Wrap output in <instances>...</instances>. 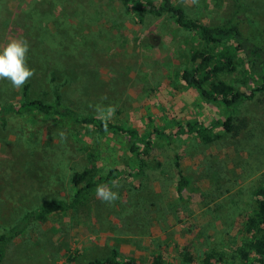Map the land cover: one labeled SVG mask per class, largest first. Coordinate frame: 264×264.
Wrapping results in <instances>:
<instances>
[{
  "label": "rangeland",
  "instance_id": "obj_1",
  "mask_svg": "<svg viewBox=\"0 0 264 264\" xmlns=\"http://www.w3.org/2000/svg\"><path fill=\"white\" fill-rule=\"evenodd\" d=\"M241 2L264 13V0ZM172 3L210 27L236 10L234 0ZM12 38L29 45L27 66L35 74L25 85L31 99L51 103L55 85L63 104L82 113L99 117L97 107L114 106L110 121L136 130L142 142L149 136L152 150L140 173L122 138L47 117L8 116L5 126L0 123V235L24 212L70 200L72 175L90 167V152L96 176L118 170L120 187L111 204L94 194L81 207L31 224L7 243L0 264H89L113 248L144 264L158 255L178 264V248L196 255L215 250L225 262H237L242 223L256 188L264 186V91H254L260 80L248 72L242 53L236 71L219 78L240 92L254 91L233 113L245 127L204 145L178 134V125L210 126L223 114L180 79L190 50L202 43L169 15L138 21L119 0H0V49ZM22 88L0 80V103L19 102ZM175 154L185 176L181 191Z\"/></svg>",
  "mask_w": 264,
  "mask_h": 264
},
{
  "label": "trees",
  "instance_id": "obj_2",
  "mask_svg": "<svg viewBox=\"0 0 264 264\" xmlns=\"http://www.w3.org/2000/svg\"><path fill=\"white\" fill-rule=\"evenodd\" d=\"M130 8L138 21H142L146 14L161 16L169 15L174 24L193 35L201 44L200 48H192L189 52V67L180 74L183 83L198 93L204 103L219 108L222 117L205 126L198 121H187L178 125L177 133L197 139L204 145L212 144L221 139L223 134L238 135V131L245 127L233 116L235 109L245 100L253 97L254 91H264V13L249 10L241 0H234L236 10L232 17L217 26H207L197 20L187 18L180 7L172 0H161L156 5L153 0H119ZM220 46V47H219ZM219 47V48H218ZM245 58L249 73L256 75L260 84L249 94L238 91L232 85L221 80L222 74H232L239 65L237 53ZM54 78L51 79V82ZM29 86L25 85L21 91V99L17 103H0V123L5 126L8 116L27 117L31 115L47 117L61 122H67L73 127L90 129L99 136H113L127 141L129 154L137 161L138 172L143 173L147 167L146 159L150 156L152 142L147 136L142 142L138 132L131 128H124L108 120L105 121L92 114L82 113L63 104L58 86H52V101L46 103L41 99H31L28 95ZM221 129L220 132H215ZM167 144L170 138L159 134ZM143 143L140 148L138 144ZM90 164L83 172H75L71 183L75 192L72 198L65 200H51L38 208L24 212L14 225L0 235V262L4 256L7 243L24 234L26 229L34 223H44L55 214H65L83 206L99 185H110L117 179L120 171L112 170L104 178L96 176V166L93 164L95 155L87 154ZM173 165L176 170L179 190L185 184L178 154H175ZM256 200L252 212L243 223L240 246L236 248L234 258L237 262H225L215 250L196 255L186 248L176 250L178 264H264V186L255 190ZM89 264H144L134 258H122L113 248L104 259L93 260ZM151 264H165L163 257H154Z\"/></svg>",
  "mask_w": 264,
  "mask_h": 264
},
{
  "label": "clouds",
  "instance_id": "obj_3",
  "mask_svg": "<svg viewBox=\"0 0 264 264\" xmlns=\"http://www.w3.org/2000/svg\"><path fill=\"white\" fill-rule=\"evenodd\" d=\"M197 0H192L195 4ZM29 45L26 40L12 38L0 49V80H7L14 89H21L35 74L34 70L27 66V54ZM97 114L105 121L114 117L116 108L108 106L106 108L97 107ZM63 135V134H61ZM120 185L113 181L111 187L99 185L95 190L96 197L104 203L111 204L119 199V194L113 189H118Z\"/></svg>",
  "mask_w": 264,
  "mask_h": 264
}]
</instances>
